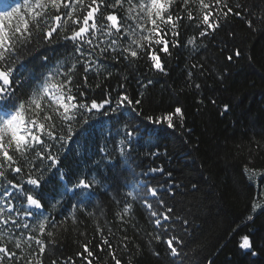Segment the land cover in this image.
<instances>
[{"label":"snow or ice","instance_id":"obj_1","mask_svg":"<svg viewBox=\"0 0 264 264\" xmlns=\"http://www.w3.org/2000/svg\"><path fill=\"white\" fill-rule=\"evenodd\" d=\"M232 17L252 33L264 32V0H0V264H137L146 249L161 258L160 244L167 264H214L203 256L191 206L178 209L176 197L185 196L188 186L162 161L143 168L138 159L168 158L163 138L187 143L182 137L191 131L178 104L154 109L147 100L145 110L146 91L155 83L147 74L166 76L174 49L192 55L207 48ZM183 33L189 34L182 40ZM242 55L230 48L225 64L215 69L217 79L229 76ZM25 61L39 62L35 79L31 70L19 71ZM140 61L144 74H137ZM126 71L136 75L135 97ZM210 71L194 59L184 87L199 90L195 77ZM114 72L115 86L105 83ZM229 111L225 103L220 115ZM96 121L103 135L96 142L98 156L90 159L78 146L91 142ZM253 131L248 151L258 155L264 124L260 139ZM146 143L151 147L138 151ZM252 164L249 156L242 167L257 191L245 222L258 210L264 214V168ZM190 187L200 190L196 182ZM102 198L115 205L114 219L107 218ZM137 205L150 231L138 226ZM89 223L95 228L91 239ZM142 232L144 248L137 242ZM69 234L79 247L74 256L62 251ZM238 247L258 254L247 235Z\"/></svg>","mask_w":264,"mask_h":264},{"label":"trees","instance_id":"obj_2","mask_svg":"<svg viewBox=\"0 0 264 264\" xmlns=\"http://www.w3.org/2000/svg\"><path fill=\"white\" fill-rule=\"evenodd\" d=\"M243 2V0H241ZM234 32L229 36L228 31ZM189 33H183L181 39H185ZM228 48H224V45ZM238 47L243 55L238 62L232 63L229 68L230 75L223 81L217 79L215 69L225 64V57L230 48ZM59 50L60 46H56ZM224 49L221 51V49ZM49 56L55 58L57 52L43 49ZM251 56L249 61L247 57ZM206 57L207 62L201 59ZM194 59H200L205 67L211 69L209 74L196 76V82L201 88L184 87L186 83L187 66ZM215 62V68L213 63ZM168 74L148 73L147 77L155 81L146 91L145 110L149 108L147 100H150L152 108H168L169 105L178 104L185 112V125L190 132L183 134L182 140L170 143V137L163 138V147L168 148V158L161 157L153 161L141 155L138 163L143 168L164 164L166 170L173 173L177 181L183 182L187 187L185 196H177L178 209L191 206L192 214L198 219V231L196 233L198 243L203 246V256L214 261V264H264V214L258 210L253 221L245 222L250 213L251 200L257 197L255 185L242 176V167L248 162L249 156H253V164L250 167L264 168V150L258 155L248 151L253 139H260L258 129L264 124V32L252 33L244 22L232 17L230 23L218 30L213 39L208 42L207 48H201L199 52L189 55V50L184 48L174 49L173 57L167 61ZM137 74H144L146 68L143 61ZM122 66L117 65L116 69ZM32 71L35 79L40 68L39 62L25 61L21 73ZM126 75L128 90L135 97L137 93L136 75ZM144 78V77H142ZM117 77L105 83L115 86ZM183 88V90H181ZM96 96L100 98V90H96ZM215 99L217 103L212 104ZM202 100L203 103H198ZM230 104V111L220 115L222 105ZM104 119V118H101ZM91 142L85 146H78L80 152H87L88 157L98 156L96 142L100 140L103 131L99 121L94 122ZM179 132L176 136H180ZM151 143H155L152 141ZM151 143H146L143 152ZM179 145V147H177ZM74 148L77 146H73ZM72 166L75 162L70 157ZM264 179V178H261ZM192 182L199 185V191L191 189ZM264 204V198H259ZM102 207H105L107 218L114 219L115 205L102 198ZM135 214L138 217V226L144 232L151 230L143 209L137 205ZM115 229L117 226L112 225ZM89 239L95 231L94 226H87ZM129 230L128 235H132ZM249 236L257 247L258 254L251 256L238 247L243 236ZM76 238L69 234L63 241L62 251L65 256H74L79 247L73 241ZM141 247H145L143 232L137 240ZM164 245H156L161 252V258L150 254L146 249L144 255L138 258L137 264H167L163 256Z\"/></svg>","mask_w":264,"mask_h":264}]
</instances>
